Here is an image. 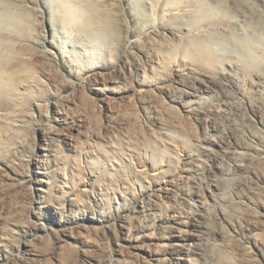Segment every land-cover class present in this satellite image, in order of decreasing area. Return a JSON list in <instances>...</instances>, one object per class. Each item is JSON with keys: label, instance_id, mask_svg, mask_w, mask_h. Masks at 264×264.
Returning <instances> with one entry per match:
<instances>
[{"label": "rangeland", "instance_id": "374dc122", "mask_svg": "<svg viewBox=\"0 0 264 264\" xmlns=\"http://www.w3.org/2000/svg\"><path fill=\"white\" fill-rule=\"evenodd\" d=\"M0 264H264V0H0Z\"/></svg>", "mask_w": 264, "mask_h": 264}, {"label": "bare ground", "instance_id": "6f19581e", "mask_svg": "<svg viewBox=\"0 0 264 264\" xmlns=\"http://www.w3.org/2000/svg\"><path fill=\"white\" fill-rule=\"evenodd\" d=\"M93 24V23H92ZM96 27V26H95ZM216 118L221 119L222 118V111L218 110L217 114H215Z\"/></svg>", "mask_w": 264, "mask_h": 264}]
</instances>
